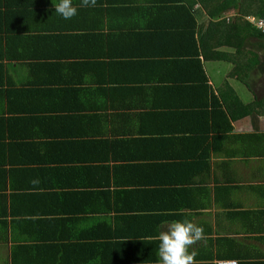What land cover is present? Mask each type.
<instances>
[{
	"label": "crops",
	"instance_id": "obj_1",
	"mask_svg": "<svg viewBox=\"0 0 264 264\" xmlns=\"http://www.w3.org/2000/svg\"><path fill=\"white\" fill-rule=\"evenodd\" d=\"M5 1L19 25L1 11L0 264H158L159 241L148 237L184 219L204 228L189 248L195 264H264V105L225 135L207 134L199 97L174 100L158 74L136 70L143 56L128 61V47L111 46L128 19L106 1L96 5L103 13L85 8L70 20L55 13L60 0ZM220 1L230 8L215 19ZM238 1H196L198 43L207 22L233 20ZM235 41L212 49L238 53ZM231 61L202 59L213 89ZM247 73L249 88L226 84L242 104L260 103L264 72Z\"/></svg>",
	"mask_w": 264,
	"mask_h": 264
},
{
	"label": "trees",
	"instance_id": "obj_2",
	"mask_svg": "<svg viewBox=\"0 0 264 264\" xmlns=\"http://www.w3.org/2000/svg\"><path fill=\"white\" fill-rule=\"evenodd\" d=\"M104 1L110 5L113 14L121 12V15L127 16L128 19V32L113 38L111 46L128 47L129 50L124 55L125 58L129 59L128 61L136 60L132 59L134 56H143L145 59L136 60V63L141 64L136 67V70L146 69V74H158L161 83H163L161 86L166 89L168 95L174 96V100L178 101L180 97L186 99L199 97L196 99L202 101V103L200 102L202 106H198V108L204 110L202 113L206 115L205 119L211 123L207 129V134L215 136L221 131L225 135L232 131V123L235 120L250 115L258 104L264 105V99L260 103L242 104L229 83L226 84L227 78H234L249 88L247 72L252 69H258L261 74L264 72V33L243 19V16L250 15L264 20V0H241L238 16H235L233 20L222 21L223 25L207 22L205 37L199 43L196 35L203 29V24L201 19L196 16L200 12L194 10L197 0H149L150 8L144 7L145 4L143 6L142 4L138 5L139 0H97L96 5L102 4ZM72 3L78 8V13L85 8L92 9L94 7H96L94 8L95 11L103 13V8L96 5L94 7L81 6V0H72ZM15 7L14 3L0 0V15L3 13L12 26L19 25V20L15 16ZM227 8H230V5L220 1L216 8L210 7L213 10L211 16L216 19L220 12ZM94 10L92 11L95 12ZM139 15L148 17L143 23L131 20V17L135 19ZM172 15L174 17L171 19ZM216 26L218 28L222 26L223 28L220 29L223 32L216 33ZM0 27L4 28L1 16ZM75 28L80 29L79 26ZM69 36L54 37L57 41H61ZM252 38L253 40H251ZM5 40L6 45L14 43L11 38ZM17 40L23 44V42H29L30 39L17 38ZM233 41H235L238 53L225 55L214 52L212 49L215 45H229V43L233 45ZM105 44L110 46V43L106 41ZM246 45L250 47L249 49H254L242 50ZM260 54L263 61L259 59ZM1 55L2 53H0V57ZM149 56L154 58L147 61L146 58ZM201 58L211 61L222 60V58L232 59L231 62L234 66L220 87L213 89L209 85V78L203 69ZM130 64L134 65L135 61ZM184 105L197 108L196 104L189 101L184 102ZM216 124L220 127H216ZM189 134L192 136L194 132H189ZM186 140L183 139L182 142L185 143ZM176 157L182 158L178 154ZM70 171L71 169L67 167L57 171L62 178L63 187L71 185L68 176Z\"/></svg>",
	"mask_w": 264,
	"mask_h": 264
},
{
	"label": "clouds",
	"instance_id": "obj_3",
	"mask_svg": "<svg viewBox=\"0 0 264 264\" xmlns=\"http://www.w3.org/2000/svg\"><path fill=\"white\" fill-rule=\"evenodd\" d=\"M96 3L97 0H81L83 7H94ZM54 7L55 13L65 20H70L78 14V8L73 5L72 0H60L59 3H54ZM247 17L254 16H243V19L247 21ZM32 183L36 184L38 181L34 180ZM148 239L159 241L158 264H195L196 253L190 252L189 248L204 239V228L188 219L176 220L169 223L166 230Z\"/></svg>",
	"mask_w": 264,
	"mask_h": 264
},
{
	"label": "built area",
	"instance_id": "obj_4",
	"mask_svg": "<svg viewBox=\"0 0 264 264\" xmlns=\"http://www.w3.org/2000/svg\"><path fill=\"white\" fill-rule=\"evenodd\" d=\"M246 20L255 28L264 33V20L262 18L247 17Z\"/></svg>",
	"mask_w": 264,
	"mask_h": 264
},
{
	"label": "rangeland",
	"instance_id": "obj_5",
	"mask_svg": "<svg viewBox=\"0 0 264 264\" xmlns=\"http://www.w3.org/2000/svg\"><path fill=\"white\" fill-rule=\"evenodd\" d=\"M238 2H239V4H237V5L235 6V8H234V10L237 12V14H236L235 16L238 15V11H239V9H241V6H240L241 1H238ZM232 15H233V14H232ZM227 80H228V78H227Z\"/></svg>",
	"mask_w": 264,
	"mask_h": 264
}]
</instances>
